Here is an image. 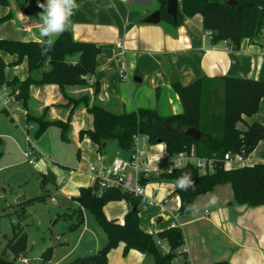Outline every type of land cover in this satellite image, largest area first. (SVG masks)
<instances>
[{
	"label": "crops",
	"instance_id": "crops-1",
	"mask_svg": "<svg viewBox=\"0 0 264 264\" xmlns=\"http://www.w3.org/2000/svg\"><path fill=\"white\" fill-rule=\"evenodd\" d=\"M39 2L45 3L46 0ZM76 3L79 8L74 10L71 17L73 38L95 43L100 47V52L89 85L67 87L66 92L70 95L79 96L87 92L91 103L95 101L117 113L136 111L140 107L156 109L161 115L169 116L182 113L185 109L175 83L186 85L196 78L206 77L202 124L210 127L218 122L224 112L221 77L233 75L264 80V36L259 39L243 38L237 48L227 40L213 44L210 32L203 26L200 13L185 17L178 25L162 18L159 23L145 22L147 16L159 9L158 0H76ZM27 9L37 15L42 11L37 6V0H10L8 5H0V38L28 41L38 37L40 21ZM10 12L13 14L11 18L2 19ZM0 56L7 64L5 77L8 80L15 76L25 79L30 75L27 57L16 64V54L0 51ZM70 58L76 61L78 55ZM47 69L49 65L35 70L32 75L38 78ZM173 69L179 75L176 82H171ZM136 71L141 74L139 81L135 80ZM94 80L100 83L97 94L93 92ZM4 93L0 92V95ZM46 107L49 119L66 121L71 116L68 141L78 147L76 168H70L62 160L55 163L47 155L42 157V146L31 143L28 131L30 124L36 130V124L27 121V112L40 115ZM71 108L72 105H68L67 97L57 84L31 86L28 108L23 109L21 122L12 115L10 119L13 122L6 121L1 125L0 171L6 163L4 168L16 173L24 185L36 176L35 181L42 187L45 181L50 183L44 177L53 171L56 193L63 201H71L79 207L74 197L80 194L82 187L94 184L89 163L106 167L116 156L128 158L132 149L121 148L115 140L117 143L106 152H98L97 144L87 136L80 138L79 135L81 129L92 127V115L83 105L74 108L72 113ZM254 121L264 124V98L261 99L259 111L245 116L237 126L245 129L247 124ZM58 128L59 138L63 140L61 128ZM30 146L35 150L34 163L26 157ZM155 146L161 153L156 154L154 159L162 166L152 172L149 162L146 166L149 173L144 182L155 179L154 174L171 171L173 168L174 155L166 152L163 143L152 144L141 139L137 148L149 158V148ZM54 157L60 159L58 154ZM21 158L28 160L26 167H21ZM256 163H264V140H260L247 157L242 160L234 158L225 165L227 168H235ZM35 172L38 174L35 175ZM151 188L148 195L156 202L153 205L140 204L141 228L157 235L168 226H181L185 238L182 250L187 253L190 264H213L219 260H227L230 264H264V204L249 206L237 202L232 185L223 183L200 193L192 204L193 209L182 215L178 212L180 196L175 191L176 185L171 193L165 194L155 183ZM29 198H20L17 206L21 208ZM128 209L126 200H113L104 205L105 215L121 223ZM83 218L79 226L63 237V245L51 246V264H65L76 256L92 254L107 243V235L94 214L83 209ZM5 250L2 254L13 258L8 246ZM163 250H168V246ZM24 264L30 263L28 261ZM108 264H155V260L153 256L135 249L125 254L124 243L120 242L110 250Z\"/></svg>",
	"mask_w": 264,
	"mask_h": 264
},
{
	"label": "trees",
	"instance_id": "trees-1",
	"mask_svg": "<svg viewBox=\"0 0 264 264\" xmlns=\"http://www.w3.org/2000/svg\"><path fill=\"white\" fill-rule=\"evenodd\" d=\"M161 18L181 24L185 17L200 13L203 16V26L210 32L212 43L227 40L233 47H238L243 38L259 39L264 36V0H236L231 5L229 0H179L180 9L177 21L166 10L167 0H158ZM10 0H0V5H8ZM23 6V5H21ZM34 14L37 21L40 15ZM13 16L10 12L2 19ZM0 51H6L18 56L15 63L24 57L28 59L30 75L25 79L15 76L8 80L5 77L7 64L0 56V87L5 85L14 98L23 100L24 107L28 108L31 86L57 84L72 105L71 113L79 105L86 107L92 115L91 128L80 130V138L89 137L102 152L107 142L114 139L123 149L131 150L134 146V136L147 135L152 144L162 140L165 150L169 155L188 151L194 145L198 156L213 158L214 168L202 172L193 163L173 167L171 171L160 173V178H170L175 182L183 173H190L194 187L181 190L177 186L175 191L180 196L178 212L182 215L189 213L188 206L192 205L195 198L202 192L212 190L216 185L230 183L233 188L235 200L249 206L264 204V163L243 165L235 168L225 167L224 154L228 151L242 152L247 157L264 140V124L254 121L247 124L245 129H240L237 124L245 116H250L260 109L261 99L264 98V80L246 78L241 76L226 75L221 77L224 88V112L218 122L210 127L202 124V100L206 87V77L196 78L189 84L175 83V88L184 106L182 113L169 116L161 115L156 109L140 108L131 112H113L97 102L91 103L89 93L79 96L70 95L66 88L70 86H88L89 78L97 68V56L100 47L93 42L77 41L73 38L71 28L55 39V44L50 52L41 55V48L35 40H17L0 38ZM78 55L73 61L70 57ZM49 65L40 77L35 78L32 73ZM93 92L100 90L98 80L92 82ZM46 109L40 115L27 112V121L36 124L35 136L40 137L51 125L61 128V138L69 140L71 116L62 119H49ZM5 109H3L4 111ZM188 127H195L201 131V137L196 140L185 134ZM1 144V138H0ZM48 179L47 176L44 177ZM48 194L38 195L24 201L34 202L44 199ZM74 199L78 202V220L70 225V229L79 226L83 218V209L91 211L99 225L107 235V243L92 254L80 255L65 264H108V254L111 249L124 243V253L135 249L154 257L155 264H173L175 258H180L178 264H190L188 255L183 251L185 238L181 226H171L158 232L157 235L143 230L140 226L139 206L140 199L119 188L109 187L100 191L98 184L82 187L80 194ZM113 200H126L128 212L121 223L116 219H109L104 212V205ZM24 203V204H25ZM19 220L14 225V238L23 233L22 225L25 216L24 206L20 208ZM163 241L168 250L157 243ZM13 239H10L9 243ZM18 256L9 258L0 254V264H18ZM213 264H230L227 260H219Z\"/></svg>",
	"mask_w": 264,
	"mask_h": 264
},
{
	"label": "rangeland",
	"instance_id": "rangeland-1",
	"mask_svg": "<svg viewBox=\"0 0 264 264\" xmlns=\"http://www.w3.org/2000/svg\"><path fill=\"white\" fill-rule=\"evenodd\" d=\"M6 91L7 87L5 85L0 87L1 93ZM10 104L9 111H0V128L2 127V123H6V121L11 123L10 117L12 115L21 122L23 109H26L24 108L23 100L14 98ZM24 127L26 131V125ZM34 130L33 124H30L28 132L31 143L42 146L41 148L44 150L42 157L47 155L55 163L57 160H60V162L62 160L63 164H69L70 168L77 167L78 147L74 142L63 141L59 138L60 131L58 126H51L40 137L35 136ZM22 137L25 138V135L22 134ZM116 143L114 139L109 140L102 153L106 152L107 149H110L111 145H115ZM159 153L161 151L157 146L149 148L148 154L151 163L149 169L152 172L157 171L162 166L154 159V156ZM57 154L60 159L54 157ZM21 162V167H26V163H29L26 158H21ZM5 164H3V168L0 171V254L6 251L7 244L14 234V225L19 220L20 207L17 206V203L20 201V198L24 197L26 199L39 194H48L44 199H40V201L35 200L34 202L24 204L25 216L23 217L22 225L24 227L23 232L27 234L28 238L26 249L22 252V255L29 259L30 264H51L50 260H43L41 255L48 247L63 245V237L71 230L70 225L76 223L78 220V205H75L71 201H63L62 197L56 193V188L52 182L45 181L43 187L38 185L35 181L36 176L28 181L27 185H24V182L18 178L16 173L4 168ZM167 166L169 167V165ZM50 172L53 173V171ZM37 174L35 172V175ZM153 178L155 179L144 183L146 194L152 189L151 186L154 183L157 184L163 194L173 191L175 182L172 179L160 178V173L154 174ZM53 196L56 197L57 202L52 200ZM92 219L94 220V217ZM17 263L24 264L19 261Z\"/></svg>",
	"mask_w": 264,
	"mask_h": 264
},
{
	"label": "built area",
	"instance_id": "built-area-1",
	"mask_svg": "<svg viewBox=\"0 0 264 264\" xmlns=\"http://www.w3.org/2000/svg\"><path fill=\"white\" fill-rule=\"evenodd\" d=\"M14 95L9 91H6L3 95H0V110L9 111L10 103L13 101ZM27 128L29 126L27 125ZM91 140L89 137H87ZM134 146L132 148V153L128 158L116 156L112 159L109 165L98 167L96 164L89 163V171L92 174L94 183L98 184L100 191H103L104 188L115 187L119 188L124 192H128L135 197L140 199V204L144 205H153L156 200L146 194L144 188V180L148 177L146 166L149 164L150 160L142 151L138 150L137 145L141 139L148 141L147 135L137 134L134 136ZM26 157L31 161L35 162V150L32 146L29 147ZM242 160L243 153H232L230 151L224 154V162L232 159ZM187 163H193L202 172L212 170L214 168L213 158H206L198 156L195 152L194 145H191L188 151H182L174 155L172 159L173 167L182 166ZM226 167V165H225ZM55 201V197L52 198ZM157 243L164 248L166 244L163 243L160 239H157ZM18 261L22 263H27L28 258L22 254L18 256ZM179 258L173 260V264H178Z\"/></svg>",
	"mask_w": 264,
	"mask_h": 264
},
{
	"label": "clouds",
	"instance_id": "clouds-1",
	"mask_svg": "<svg viewBox=\"0 0 264 264\" xmlns=\"http://www.w3.org/2000/svg\"><path fill=\"white\" fill-rule=\"evenodd\" d=\"M40 12V23L38 24V37H34L36 43L40 45L41 55L50 52L55 44V39L68 31L72 27L71 17L74 10L79 8L76 0H46L40 3L37 0ZM176 186L181 190L194 187V181L190 173H183L176 181ZM193 205L188 206V211L193 209Z\"/></svg>",
	"mask_w": 264,
	"mask_h": 264
},
{
	"label": "water",
	"instance_id": "water-1",
	"mask_svg": "<svg viewBox=\"0 0 264 264\" xmlns=\"http://www.w3.org/2000/svg\"><path fill=\"white\" fill-rule=\"evenodd\" d=\"M229 4L233 5L236 3V0H229L228 1ZM166 12L171 15L174 19V21H177V14L178 11L180 9V4L178 0H167L166 3ZM161 20V12L160 10H156L154 11L152 14H150L149 16H147L144 21L148 22V23H159ZM171 82H176L179 80V75L178 73L173 69L171 72ZM253 78V77H252ZM141 79V74H139L138 71H136V75H135V80H140ZM185 134L188 136H191L193 139L198 140L201 137V131L195 127H188L185 130ZM158 143H161L162 140H157ZM48 179L50 182H54V175L52 173H50L48 175ZM24 200V197H21ZM27 234L26 233H22L19 234L17 237L14 238V235L11 237V239H13L12 242L9 243V252L13 255V256H19L22 254V252L25 250L26 247V243H27ZM10 241V240H9ZM51 251L52 248L48 247L43 254L41 255V258L43 260H50L51 258Z\"/></svg>",
	"mask_w": 264,
	"mask_h": 264
}]
</instances>
